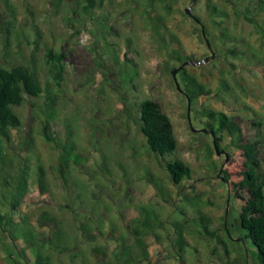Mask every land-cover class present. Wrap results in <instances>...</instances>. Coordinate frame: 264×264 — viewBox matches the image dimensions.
Returning <instances> with one entry per match:
<instances>
[{"label": "rangeland", "instance_id": "1", "mask_svg": "<svg viewBox=\"0 0 264 264\" xmlns=\"http://www.w3.org/2000/svg\"><path fill=\"white\" fill-rule=\"evenodd\" d=\"M76 1L0 0L3 65L35 68L45 91L57 95L56 107L49 108L46 92L39 97L26 95L24 103L15 107L23 126L13 130L9 148L29 158L31 167L20 214L47 232L53 231L54 223L41 220L42 213L55 217L74 249L50 250L54 264H106L92 248L115 246L107 232L109 219L123 212L128 220L140 207L154 210L163 222L151 237V259L144 264H223L227 259H242L244 251L254 247L246 240L239 241L243 249L238 241H226L224 227L226 212L232 223L245 203L229 189L231 182L241 179L242 152L227 132H221L225 153L217 155L213 136L200 129L208 121L203 110L213 109L238 117L245 137L256 138L259 129L252 121H260L264 138V37L238 14L257 0H174L167 20L179 44L171 35H164L166 41L155 33L141 3L106 0L93 16L84 15L86 20L81 21L73 11ZM213 7L229 14L227 40L217 24L220 18L211 15ZM186 8L200 19L205 36ZM46 44L66 53L61 88L48 72L43 56ZM180 48L192 61L185 71L212 91L190 106L183 73L176 75L183 91L177 89L172 75L181 65L175 58ZM230 48L236 56L226 55ZM145 99L159 101L171 118L178 141L172 157L160 158L147 147L138 112ZM44 121L58 131L70 122L78 149L87 157L80 167L64 172L58 168L56 150L39 132ZM262 150L264 154V145ZM176 158L193 170L192 177L179 185L171 182L166 170L167 161ZM39 165L47 173L46 193L38 187ZM90 212L104 231L91 241L80 228ZM175 222L184 226L189 242L183 261L175 248ZM205 225L215 234L207 233ZM243 235L244 230L236 233V237ZM247 264L257 263L249 255Z\"/></svg>", "mask_w": 264, "mask_h": 264}, {"label": "trees", "instance_id": "2", "mask_svg": "<svg viewBox=\"0 0 264 264\" xmlns=\"http://www.w3.org/2000/svg\"><path fill=\"white\" fill-rule=\"evenodd\" d=\"M55 1L58 3L60 0ZM105 1L77 0L73 11L78 19L84 21L86 20L84 15L93 16V12L101 8ZM133 1L143 5L157 35L164 38H166L164 35H171L179 44L167 20L174 0ZM238 14L256 25L264 37V0H257L255 6H248ZM211 15L214 18H220L217 24L220 26L222 38L229 39L228 29L225 26L228 12L213 7ZM165 44L167 45V42ZM181 50L180 48L179 53L175 51V58L182 65L190 61L191 57L182 54ZM226 55L236 56L237 51L230 48ZM43 56L54 85L61 88L66 77L65 51L56 50L52 45L46 44L43 47ZM131 60L128 58V61ZM234 66L231 62V67ZM180 71L183 73L182 80L185 85L183 90L190 104L212 93L211 89H207L197 78L187 73L185 67ZM45 92L49 108L56 107V93L45 91L35 68L22 63L6 67L0 58V264H54L50 250L64 253L74 249L66 241L65 232L50 213L43 212L41 217V220L54 223L53 231L47 232L37 229L30 222L28 215H21L19 212L29 192L28 180L31 176V167L28 164L29 158L14 154L9 148L13 130H19L23 126V119L15 111V107L24 103L26 95L39 97ZM138 112L140 130L149 150L163 159L172 157L178 148V141L171 118L164 111L161 103L155 99H145L140 103ZM202 114L208 118L206 128L203 129H208L209 132L205 133L210 134L214 131L215 144L219 149L222 150L223 140L220 133L227 132L237 142V147L243 156L241 179L238 182H231L229 189L230 192L234 190L236 196L243 198L245 203L239 211V217L233 219L232 223H229V211L226 212L224 227L227 234L226 241L232 240L233 243L240 240L250 241L254 249L245 250L242 259H227L223 264H247L249 255L253 256L257 264H264V154L262 150L264 138L260 131L262 123L257 120L252 121L259 130L256 138H250L244 136L238 117L213 109H204ZM39 132L45 140L52 143L56 150L57 166L61 171L80 167L87 160V157L78 149L70 122H66L64 130L58 131L52 130L49 122L44 121L39 127ZM166 170L174 185H179L185 179L191 178L193 172L190 165L178 158L168 160ZM221 170L225 171L224 168ZM37 183L41 193L49 191L47 173L42 165L38 166ZM243 194H247V197ZM16 213L19 214L18 217ZM90 213L88 220L80 223L81 234L89 241L94 240L97 234H104L100 222L95 221L93 212ZM200 216L205 218L202 214ZM126 218V215L120 212L117 219L110 218L108 221L107 232L110 238L116 241L114 247L107 244L92 248V252L101 256L106 264H144L151 259V237L155 229L161 227L163 222L154 210L144 207L138 208L137 213L128 220ZM174 225L176 227L175 248L179 259L183 261V251L189 242L185 237L184 226L180 222H175ZM204 228L207 233L215 234L206 225ZM243 230L245 235L236 237V233ZM237 244L243 249L240 242Z\"/></svg>", "mask_w": 264, "mask_h": 264}, {"label": "water", "instance_id": "3", "mask_svg": "<svg viewBox=\"0 0 264 264\" xmlns=\"http://www.w3.org/2000/svg\"><path fill=\"white\" fill-rule=\"evenodd\" d=\"M186 13H187L188 15H191V16H192V17H193L198 23L201 24L200 19H199L198 17H196L195 15H193L189 8H186ZM201 26H202V34L205 36L206 33H205V29H204L203 24H201ZM205 39H206V43H207L208 47L211 49V45H210L209 40H208L207 38H205ZM212 56H214V54H213ZM190 63H192V61H186L185 63H183V64L180 65L179 67H177V68H175V69L172 70V75H173V77H174V79H175L176 87H177V89H178L179 91H183V90H182V88H181V86H180L179 81L177 80V76H176V75H177V73L179 72L180 69H182L183 67H185L186 65H188V64H190ZM197 63H199V62H197ZM188 101H189V106H190V100L188 99ZM189 108H190V107H189ZM192 130H196V129H195V128H192ZM201 130H202L203 132H209L208 129H201ZM211 135L213 136L214 148H215V151H216L217 155H222V154H224L225 151H224V150H220L219 147L215 144V143H216V138H215V133H214V131H211ZM228 160H229V157L227 156V157H226V161H228Z\"/></svg>", "mask_w": 264, "mask_h": 264}]
</instances>
